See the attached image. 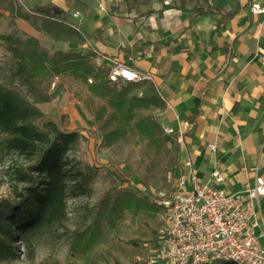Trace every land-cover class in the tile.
I'll return each mask as SVG.
<instances>
[{
    "label": "crops",
    "instance_id": "crops-1",
    "mask_svg": "<svg viewBox=\"0 0 264 264\" xmlns=\"http://www.w3.org/2000/svg\"><path fill=\"white\" fill-rule=\"evenodd\" d=\"M28 1L78 11L74 24L101 53L152 74L159 121L185 130L181 175L190 160L201 181L216 169L228 190L252 179L255 162L264 176V13L252 10L264 0Z\"/></svg>",
    "mask_w": 264,
    "mask_h": 264
},
{
    "label": "rangeland",
    "instance_id": "rangeland-1",
    "mask_svg": "<svg viewBox=\"0 0 264 264\" xmlns=\"http://www.w3.org/2000/svg\"><path fill=\"white\" fill-rule=\"evenodd\" d=\"M33 6L28 0H7L0 6V86L19 90L35 103L46 115L37 124L77 133L66 155L68 186L60 217L17 233L21 235L15 242V256L0 264H147L156 233L166 222V211L151 203L143 188L153 194L174 190L182 173L181 144L179 154L177 138L163 126L160 144H150L132 126L110 142L102 128L111 130L117 121L104 123L93 107L76 98L73 91L85 96L88 87L69 72L56 73L60 81L55 89L51 88L54 74L29 75L25 82L18 52L38 45L51 54L55 41L62 38L71 42L72 51L87 53L89 45L101 49L80 32L64 35L49 29L33 14ZM139 113L159 119L157 107ZM26 161L5 147V136L0 133L1 196L16 197L22 184L15 180V168ZM115 201L118 211L97 223L95 214L102 204L110 207ZM90 229L95 232L88 233Z\"/></svg>",
    "mask_w": 264,
    "mask_h": 264
},
{
    "label": "trees",
    "instance_id": "trees-1",
    "mask_svg": "<svg viewBox=\"0 0 264 264\" xmlns=\"http://www.w3.org/2000/svg\"><path fill=\"white\" fill-rule=\"evenodd\" d=\"M5 3L7 0H0V6ZM32 11L53 31L64 35L80 32L85 37L75 27L66 9L34 6ZM68 42L64 38L56 40L51 54L38 45L18 52L20 71L25 74L24 81L30 80L29 75L45 77L62 71L69 72L71 77L81 80L88 87V94L85 96L73 91L76 98L93 107L98 119L104 117V123L117 121V125L111 130H105L104 126L102 128L110 142L123 137L126 127L132 126L150 144H160L162 124L159 119L150 114L139 113L141 110L164 106L156 84L149 82L151 86L144 90V95L139 96L133 93L138 85L111 82L109 67L97 66L91 53L70 50L71 42ZM97 99L103 102L99 104ZM42 117L46 115L19 90L0 86V133L5 136V147L27 160L25 164L15 168V180L22 184L16 189V197L0 195V262L15 256V242L21 235L17 233L25 232L27 228L43 221L58 219L65 204L69 175L66 155L75 142L77 131L41 126L36 120ZM93 132L97 135L95 130ZM178 145L180 154L179 142ZM102 206L95 214L99 219L97 223L119 209L117 201L110 207L104 203ZM95 230L90 229L88 233H94Z\"/></svg>",
    "mask_w": 264,
    "mask_h": 264
},
{
    "label": "built area",
    "instance_id": "built-area-1",
    "mask_svg": "<svg viewBox=\"0 0 264 264\" xmlns=\"http://www.w3.org/2000/svg\"><path fill=\"white\" fill-rule=\"evenodd\" d=\"M252 10L264 13V5L255 3ZM79 15L78 11L73 13L75 18ZM89 48L97 66L109 67L111 82L136 84L134 93L139 96L144 95L145 84L154 83L149 72ZM59 81L60 75L55 74L51 88L55 89ZM164 130L184 145L183 128L164 126ZM183 164L189 169L180 176L174 190L153 194L146 186L143 188L151 203L166 211V222L156 233L147 264H264V176L259 163L252 164V179L238 190L223 187L224 177L216 169L203 182L190 160Z\"/></svg>",
    "mask_w": 264,
    "mask_h": 264
}]
</instances>
